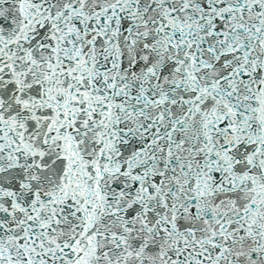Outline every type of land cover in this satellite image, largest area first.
I'll return each instance as SVG.
<instances>
[{
  "label": "snow or ice",
  "instance_id": "snow-or-ice-1",
  "mask_svg": "<svg viewBox=\"0 0 264 264\" xmlns=\"http://www.w3.org/2000/svg\"><path fill=\"white\" fill-rule=\"evenodd\" d=\"M0 264H264V0H0Z\"/></svg>",
  "mask_w": 264,
  "mask_h": 264
}]
</instances>
